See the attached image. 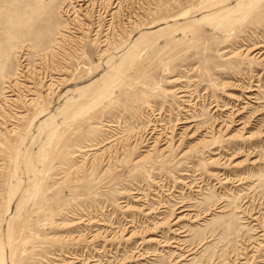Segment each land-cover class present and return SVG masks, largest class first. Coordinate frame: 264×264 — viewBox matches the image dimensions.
<instances>
[{
  "label": "rangeland",
  "instance_id": "1",
  "mask_svg": "<svg viewBox=\"0 0 264 264\" xmlns=\"http://www.w3.org/2000/svg\"><path fill=\"white\" fill-rule=\"evenodd\" d=\"M260 47L264 0H0V264H264Z\"/></svg>",
  "mask_w": 264,
  "mask_h": 264
},
{
  "label": "bare ground",
  "instance_id": "2",
  "mask_svg": "<svg viewBox=\"0 0 264 264\" xmlns=\"http://www.w3.org/2000/svg\"><path fill=\"white\" fill-rule=\"evenodd\" d=\"M77 2H83V0H76ZM120 2V1H119ZM107 35V34H106ZM261 49H257V50H259L258 51V53H257V55L256 56H258L259 58H261V59H263L264 60V48H262V47H260ZM25 60V58L23 59V61ZM27 67V66H26ZM32 71V70H31ZM46 71V70H45ZM19 72H20V75H21V77H23L25 80H26V78H27V72L28 71H26L25 70V68H24V66L23 65H20V69H19ZM39 72V71H38ZM17 75V74H16ZM50 75V74H49ZM45 78V77H44ZM22 79V78H21ZM23 79V80H24ZM25 80H24V82H25ZM52 80V79H51ZM12 83H13V80L12 79H9V81L7 82V85H6V92H5V94H8V96L10 97V96H13L14 94H15V92H18V89H17V87L14 85H12ZM54 85V84H53ZM48 86V85H47ZM52 87V86H51ZM55 87V86H54ZM20 90H21V88H20ZM23 91V90H22ZM7 103V102H6ZM234 116H236V114L235 113H231V116H230V118L232 119V118H234ZM13 131V130H12ZM14 133V132H13ZM186 211H188V210H181V212L180 213H184V212H186ZM187 215V214H186Z\"/></svg>",
  "mask_w": 264,
  "mask_h": 264
}]
</instances>
